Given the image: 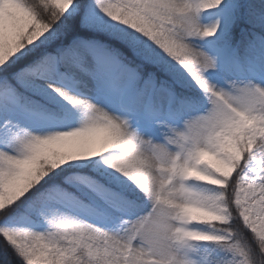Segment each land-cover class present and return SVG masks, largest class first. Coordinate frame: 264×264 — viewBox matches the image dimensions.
I'll return each instance as SVG.
<instances>
[{"label":"rangeland","instance_id":"obj_1","mask_svg":"<svg viewBox=\"0 0 264 264\" xmlns=\"http://www.w3.org/2000/svg\"><path fill=\"white\" fill-rule=\"evenodd\" d=\"M30 1L0 0V69L55 37ZM35 1L81 14L87 29L141 50L176 82L206 93L209 107L170 112L167 90L153 107L149 85L131 113L124 104L135 91L131 70L89 43L24 74L28 89L64 114L25 112L0 95V211L28 192L42 163L98 160L106 140L121 150L109 171L125 189L141 191L145 206L71 176L68 193L48 188L1 224L12 247L29 264H250L221 229L229 215L219 187L250 169L234 202L264 241V71L233 56L234 45L208 42L230 32L238 0H90L87 11L79 0ZM248 1L264 16V0ZM256 145L261 158L249 163L243 153Z\"/></svg>","mask_w":264,"mask_h":264},{"label":"trees","instance_id":"obj_2","mask_svg":"<svg viewBox=\"0 0 264 264\" xmlns=\"http://www.w3.org/2000/svg\"><path fill=\"white\" fill-rule=\"evenodd\" d=\"M78 2L84 11L89 10L90 0H79ZM29 6L32 12H35L37 21L51 29L55 33V37L51 42L34 47L22 57L9 60L0 69V95L4 93L11 95L25 112L35 113L54 120L63 117L64 113L57 106L56 101L53 102L48 97L29 90L22 76L32 72L34 68L52 63L53 59L65 58L67 49L76 43H89L99 50L103 49L124 68L131 70L135 91L133 94L130 92L124 100L125 105H130L131 113L135 112L133 102L141 92L145 91L146 83H152L155 87V91L151 94L153 107L160 108L162 105L158 103L157 90H168L175 99V102L169 107L170 112H180L182 110L180 104L198 106L199 108L209 107L206 93L176 82L160 65L144 56L141 50H133L129 44L116 37L87 29L83 25L81 14L67 15L49 4L35 0L30 1ZM233 10L235 20L230 32L216 40L208 39V42L220 47L234 45L236 50H232L231 53L236 58L247 65L255 66L258 70L264 71V16L255 11L248 0L236 1ZM68 80L73 81L71 77H68ZM182 112L184 111L182 110ZM107 141L111 142L106 140V143H103V149H105L99 157V159L102 158L101 160L92 159L93 157L90 160H83L76 156L65 164L42 163L36 173V180L31 183L28 192L21 199L12 202L0 211V226L4 221L22 215L25 212V206L31 203L36 195L46 192L48 188H57L63 193H68L70 188L65 182L73 175L89 177L93 182H98L117 193H122L140 206H145V197L141 191H133V188L125 189L124 184L109 171L108 162L121 150L116 142L109 145ZM262 148L260 149V145H256L253 153L246 150L243 156L248 160L251 157L259 159ZM100 153L101 151L98 150L94 155ZM251 162L249 160V163ZM249 170L248 167L240 169L224 188L219 187L229 215L227 223L222 225L221 229L231 236L232 241L243 251L250 264H264V241L245 222L238 204L234 202L237 189L243 184ZM189 180H191L190 183L194 181L193 178ZM112 224L120 232L125 229L122 221L112 220ZM0 264H29L23 255L12 247L1 231V227Z\"/></svg>","mask_w":264,"mask_h":264}]
</instances>
